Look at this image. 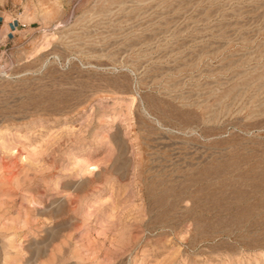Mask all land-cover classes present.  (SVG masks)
I'll use <instances>...</instances> for the list:
<instances>
[{
  "label": "rangeland",
  "instance_id": "1",
  "mask_svg": "<svg viewBox=\"0 0 264 264\" xmlns=\"http://www.w3.org/2000/svg\"><path fill=\"white\" fill-rule=\"evenodd\" d=\"M1 11L0 264H264V0Z\"/></svg>",
  "mask_w": 264,
  "mask_h": 264
},
{
  "label": "built area",
  "instance_id": "2",
  "mask_svg": "<svg viewBox=\"0 0 264 264\" xmlns=\"http://www.w3.org/2000/svg\"><path fill=\"white\" fill-rule=\"evenodd\" d=\"M19 26H20V24H19L17 21H15V20L8 22V28L10 29L8 35H10V36L13 35L14 32H15V30H16Z\"/></svg>",
  "mask_w": 264,
  "mask_h": 264
},
{
  "label": "crops",
  "instance_id": "3",
  "mask_svg": "<svg viewBox=\"0 0 264 264\" xmlns=\"http://www.w3.org/2000/svg\"><path fill=\"white\" fill-rule=\"evenodd\" d=\"M7 6V0H2L1 2H0V11H1V9H5V7ZM2 12V11H1ZM2 17H0V21L2 20L1 19ZM4 24H5V22L2 20V25L4 26ZM8 24V23H7Z\"/></svg>",
  "mask_w": 264,
  "mask_h": 264
},
{
  "label": "bare ground",
  "instance_id": "4",
  "mask_svg": "<svg viewBox=\"0 0 264 264\" xmlns=\"http://www.w3.org/2000/svg\"><path fill=\"white\" fill-rule=\"evenodd\" d=\"M242 184V183H241ZM247 186V185H246ZM248 188V187H247ZM259 195V194H258ZM235 196H237L238 198H239V193H237V191H236V193H235ZM253 197V196H252ZM225 198V197H224ZM245 199V198H244ZM216 200V199H215ZM230 202H235V201H230ZM243 202V201H242ZM241 202V204H243ZM230 204V203H229ZM256 208V207H255ZM233 209V208H232ZM235 210V209H234ZM263 210V209H262ZM253 216V215H252ZM251 217V216H250ZM250 219V218H249ZM237 225V224H236ZM225 228V227H224Z\"/></svg>",
  "mask_w": 264,
  "mask_h": 264
}]
</instances>
